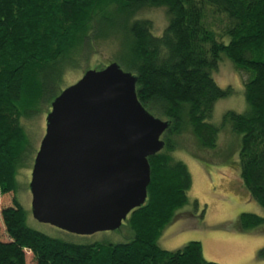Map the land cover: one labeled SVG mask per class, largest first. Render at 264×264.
<instances>
[{
    "label": "trees",
    "instance_id": "trees-1",
    "mask_svg": "<svg viewBox=\"0 0 264 264\" xmlns=\"http://www.w3.org/2000/svg\"><path fill=\"white\" fill-rule=\"evenodd\" d=\"M159 6L167 23L155 34L152 21L136 12ZM105 42L118 48L98 68L115 61L134 74L138 101L170 125L164 147L148 158L146 200L125 217L129 240L74 243L28 227L11 196L29 142L22 120L59 93L84 48L95 53ZM223 54L243 75L246 109L226 111L217 124L214 104L231 93L213 75ZM224 123L241 134L240 177L264 208V0H0V200L11 194L0 208L7 236L0 239V264H25L24 250L35 264H218L204 258L200 241L174 250L157 241L188 203L192 183L174 151L188 133L199 147L215 148ZM263 223V216L243 212L236 227ZM258 253L264 258V246Z\"/></svg>",
    "mask_w": 264,
    "mask_h": 264
},
{
    "label": "water",
    "instance_id": "water-1",
    "mask_svg": "<svg viewBox=\"0 0 264 264\" xmlns=\"http://www.w3.org/2000/svg\"><path fill=\"white\" fill-rule=\"evenodd\" d=\"M135 82L110 61L51 100L27 185L36 221L88 235L118 228L144 204L148 158L164 147L170 121L138 101Z\"/></svg>",
    "mask_w": 264,
    "mask_h": 264
},
{
    "label": "rangeland",
    "instance_id": "rangeland-1",
    "mask_svg": "<svg viewBox=\"0 0 264 264\" xmlns=\"http://www.w3.org/2000/svg\"><path fill=\"white\" fill-rule=\"evenodd\" d=\"M136 15L149 18L154 25L155 34H160L167 23L165 8L162 6L145 7L138 10ZM213 27L218 30L219 24L216 22ZM115 48L110 42L99 43L95 53L89 52L88 46L84 48L82 58L73 63L65 73L64 80L58 84L57 93L76 81L84 70L98 68L100 62L103 64L110 59L111 52H116L118 47ZM213 75L220 87L231 88L229 95L218 99L214 104L212 118L218 124L226 111L243 112L246 109L244 80L243 75L224 54ZM50 102L44 103L35 116L22 120L29 142L21 154L23 163L16 173V191L0 200V208L8 203L10 195L16 196L25 211V223L28 227L65 241L117 243L129 240L132 233L127 228L125 219L114 230L77 235L38 222L32 217L27 185L32 160L44 133V119ZM182 141L183 147L174 152L191 175L192 183L187 191L188 203L177 211L174 220L164 228L158 238V245L174 250L190 240H197L202 244L204 258L218 264H264V258L258 253L264 246V223L246 230L236 227L243 212L264 217V208L250 196L240 177L238 163L241 134L235 132L229 123H224L213 149L199 147L196 138L190 133L185 134ZM6 238L0 217V239ZM24 261L25 264H35L28 250H24Z\"/></svg>",
    "mask_w": 264,
    "mask_h": 264
}]
</instances>
